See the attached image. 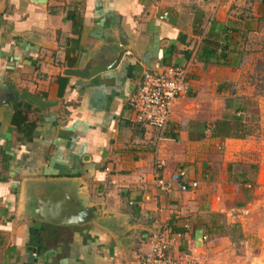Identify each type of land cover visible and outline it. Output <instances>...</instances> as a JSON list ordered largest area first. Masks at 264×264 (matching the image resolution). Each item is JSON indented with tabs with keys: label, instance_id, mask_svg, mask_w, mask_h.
<instances>
[{
	"label": "crops",
	"instance_id": "obj_1",
	"mask_svg": "<svg viewBox=\"0 0 264 264\" xmlns=\"http://www.w3.org/2000/svg\"><path fill=\"white\" fill-rule=\"evenodd\" d=\"M239 1L0 0V101L5 93L25 96L37 112L32 136L20 139L9 123L11 103H0V264H137L164 224L181 234L170 255L222 264L229 243L218 233L223 225L239 223L242 233L251 225L249 203L232 180L259 127L245 123L243 139L206 130L196 141L175 125L210 123L200 107L230 97L217 89L235 84L239 67L197 62L202 44L192 20L202 12L203 33L220 42ZM258 5L246 21L255 23ZM191 57L186 97L164 129L175 140L132 124L126 101L141 74ZM156 161L165 175L186 169L197 188L157 192ZM263 170L254 190L264 184ZM198 231L207 243L195 240ZM250 233L243 244L260 250L244 261L264 264L263 238Z\"/></svg>",
	"mask_w": 264,
	"mask_h": 264
},
{
	"label": "rangeland",
	"instance_id": "obj_2",
	"mask_svg": "<svg viewBox=\"0 0 264 264\" xmlns=\"http://www.w3.org/2000/svg\"><path fill=\"white\" fill-rule=\"evenodd\" d=\"M258 3H260V0H253L250 5L248 0H240L237 8L242 11L241 14L244 18H248V10H250L251 7L256 8ZM261 10L262 6L260 5L259 10H256V12L260 14ZM233 12L237 13L235 10ZM232 14L230 13V17L232 16L233 18ZM254 24L255 23L249 22L246 26L248 31L246 33V38L242 43L241 38L233 34L231 35V41L237 44H243V46H239V48L244 53V60L239 68H237L239 69V72H237V81L235 84L229 83L228 85L224 84L225 86H223L224 93L233 92V94H235L237 91L236 88L239 86V88L242 89V92H248L249 98L253 99L251 100L249 108H247L248 121L246 123L259 127L258 135L254 136V138L252 137L250 140V142L255 145V148L248 153H242L248 161L246 164L238 162V164H236L238 167H235L234 170L235 174L241 172L247 177L246 183L242 185H249V189L244 186H238V193H240L239 195L242 194L244 199L248 201L249 206L246 208L248 213L245 216L250 215L252 219L249 221V225H251L245 230V233H242V227H239V223H233L228 226L223 225L224 230L221 229V231L218 232L224 234L229 240V243H227L229 246L227 245V248L225 249L228 255L223 258L222 264H242V262L243 264H247L244 261L246 258L245 256H248V253L252 256L259 252L260 246L256 242H253L250 246L243 244V239L245 238L244 235L248 231L251 232V235L247 236H259L260 238H263L264 244V204L257 202V199H262V196L264 195V184L260 186V189L256 187L255 190L252 186L257 171L259 172V169H264V23L260 26L261 29L257 32L250 31L251 28L255 27ZM241 25L242 23L237 25V28L241 27ZM204 103L205 104L203 105L205 106L200 107L199 111L203 121L212 122L215 118L224 114V111L227 112V114L230 113L229 109H226L225 107V102L223 103L221 100H206ZM220 221H222V219H219V222ZM205 242H208V237Z\"/></svg>",
	"mask_w": 264,
	"mask_h": 264
},
{
	"label": "built area",
	"instance_id": "obj_3",
	"mask_svg": "<svg viewBox=\"0 0 264 264\" xmlns=\"http://www.w3.org/2000/svg\"><path fill=\"white\" fill-rule=\"evenodd\" d=\"M193 59L194 57L189 58L180 66L154 64L150 71L141 74L134 92L126 101L132 124L154 129L159 134L163 132L174 104L186 97L187 77ZM152 176L159 193H184L197 188V183L189 179L186 169L179 168L165 175L158 161L153 165ZM245 187L249 189L250 186ZM261 202L264 204V195ZM180 237L179 232H171L165 224L155 229L148 240L147 251L142 254L137 264H186L185 257L170 255V249ZM199 241L205 242L206 237L201 235Z\"/></svg>",
	"mask_w": 264,
	"mask_h": 264
},
{
	"label": "trees",
	"instance_id": "obj_4",
	"mask_svg": "<svg viewBox=\"0 0 264 264\" xmlns=\"http://www.w3.org/2000/svg\"><path fill=\"white\" fill-rule=\"evenodd\" d=\"M251 1L253 0H248L249 5L251 4ZM260 3L264 6V0H260ZM234 10L237 11V13H234ZM229 12L231 14L233 12V18L231 16L230 20L227 21L226 26H223L221 28L220 42H218L215 38H211L206 31V33H203V14L202 12L194 13L192 20V34H194L195 36H201L200 43L202 44V47L199 50V54H197L196 56L197 62L210 63L215 65H229L233 68H237L243 63L244 53L239 48V46L242 47L243 44L241 45L231 41V35L233 34L241 38V43L245 40L247 35L246 33L248 31L246 26L249 24V22L246 20L250 19V10H248L247 12L248 18H244L241 14L242 11L238 8L232 7ZM241 22V30L243 29V31H240L237 28V25H239ZM263 23L264 8L260 16L255 21V30H260V26ZM217 91L224 94L223 85L219 86V90L217 89ZM229 94L230 97L225 99V107L231 112L230 115H225L210 123L182 120L179 124L175 125L177 131L186 130L188 139L196 141L204 138V133L206 132V130L209 131V135L212 138H218L221 140L229 138L243 139L245 137L244 124L248 121V118L244 117L243 114L245 113L246 109L249 108L251 100L253 99L234 96L233 92H230ZM10 107L12 108V114L9 123L13 131H15L17 135H19L18 138L20 137V139L30 138L36 127V109L21 101L11 103ZM157 136H160L162 138L168 137L172 140H175V135L167 134L164 130L160 134L157 132ZM235 167L238 166L236 165ZM231 172L229 170V173ZM246 178V176H243V173H236L233 177L232 182L241 186L242 184L246 183ZM213 216L220 217V215ZM171 230L173 231V229Z\"/></svg>",
	"mask_w": 264,
	"mask_h": 264
},
{
	"label": "water",
	"instance_id": "obj_5",
	"mask_svg": "<svg viewBox=\"0 0 264 264\" xmlns=\"http://www.w3.org/2000/svg\"><path fill=\"white\" fill-rule=\"evenodd\" d=\"M31 1H36V2H38V3H43L45 0H31ZM18 101H23V102H25V103H26V102H27V103H30V100L27 99V97H25V96L14 97V96H13L12 94H10V93H5V94L3 95V99L0 101V103H2V104H8V103H13V102H18ZM80 214H81V216L86 217L84 212H81ZM200 237H201V232L198 231V232L196 233V238H195V240H198Z\"/></svg>",
	"mask_w": 264,
	"mask_h": 264
}]
</instances>
